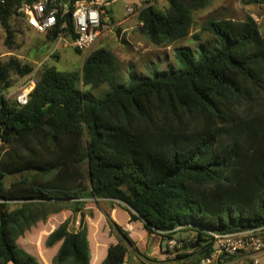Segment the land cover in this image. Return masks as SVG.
Returning a JSON list of instances; mask_svg holds the SVG:
<instances>
[{
  "label": "trees",
  "instance_id": "1",
  "mask_svg": "<svg viewBox=\"0 0 264 264\" xmlns=\"http://www.w3.org/2000/svg\"><path fill=\"white\" fill-rule=\"evenodd\" d=\"M26 1L32 0H0L9 49L17 48L16 22L23 21L19 8ZM144 1L138 20L152 43L171 45L188 36L199 43L196 50L176 48L182 68L155 69L126 83L118 57L96 49L81 71L45 64L22 106L5 91L15 75L30 76L35 68L16 55L0 57V264H42L18 239L62 209L76 219L88 200L118 202L163 241L194 231L196 247L170 259L181 264H200L209 255L208 230L264 225V36L258 22L209 18L192 32L194 12L208 0H168L166 9ZM67 22L72 27L70 13ZM47 35L57 40L56 33ZM103 85L104 94L93 92ZM8 174L20 177L7 186ZM106 214L118 242L102 264H125L129 247L140 251ZM59 242L53 264L90 263L84 216L78 227L71 219L61 223L46 245Z\"/></svg>",
  "mask_w": 264,
  "mask_h": 264
},
{
  "label": "rangeland",
  "instance_id": "2",
  "mask_svg": "<svg viewBox=\"0 0 264 264\" xmlns=\"http://www.w3.org/2000/svg\"><path fill=\"white\" fill-rule=\"evenodd\" d=\"M153 4L158 8L166 9L168 7V0H153ZM146 5L147 3L144 0H113L104 5L102 8L104 13L103 19L110 26V30L99 38L89 52L85 53H79L72 46L59 44L47 34L39 33L33 28H29L23 21L16 22V19L15 22L18 24L16 33L17 48L9 49L5 46V30L0 26V57L7 59L10 55H16L23 61L31 63L35 68V71L31 74L35 81L39 78L40 71L45 64L54 66L61 71H81L87 56L94 50L102 48L112 51L118 57V72L122 82L129 83L136 78L152 76L155 69L182 68V65L175 56L176 48L190 47L196 50L199 43L192 36L176 41L171 45L157 46L152 43L142 31L138 20L139 11ZM130 7L134 9L133 12L129 11ZM131 14L132 25L126 26L128 27L127 30H125L126 23L114 25V21H121ZM248 16L253 17L258 22L264 36V4L251 2V0H208L205 8L194 12L195 24L192 32L198 31L209 18L244 20ZM209 36V33H203V39H207ZM13 78V84L5 91L10 102L14 101L18 88L27 81L28 76L15 75ZM107 89L108 87L103 85L94 89L93 92L97 95H102ZM161 116L162 114H159L158 118ZM19 177L20 175H6L5 182L7 186ZM96 204L94 200H90L86 206H98L101 209L108 208V202L104 200ZM15 206L16 204H12V208ZM91 211V209H85L78 216L85 217L86 214H93ZM173 236L180 240L189 241L184 247V252L189 253V248L192 247L191 243L195 241L196 233L190 230H183L177 231ZM167 240L163 241L158 236L152 234L149 243L150 252L154 255V252L157 251L159 256L166 254L168 260L164 261L165 264L183 263L182 261L170 260L175 256H171L169 251L166 250ZM160 245L163 249L162 251L165 252L161 251ZM179 252L180 250L177 251V253ZM144 261L148 264H161V262L159 263L156 260L148 258H144ZM146 263L142 262V264Z\"/></svg>",
  "mask_w": 264,
  "mask_h": 264
},
{
  "label": "built area",
  "instance_id": "3",
  "mask_svg": "<svg viewBox=\"0 0 264 264\" xmlns=\"http://www.w3.org/2000/svg\"><path fill=\"white\" fill-rule=\"evenodd\" d=\"M108 2L76 0L70 9L69 5L58 0H32L24 2L19 12L29 28L39 33H56L59 44L72 46L85 53L110 30V26L103 21L102 11ZM129 11L133 12L134 9L130 7ZM69 13L72 27L67 22ZM35 86L33 76H28L27 81L18 88L15 100L22 106L26 105ZM207 233L213 249L201 259L200 264H264V225L233 232L208 230ZM188 242L175 237L168 238L166 250L171 256H176L177 251L184 249Z\"/></svg>",
  "mask_w": 264,
  "mask_h": 264
},
{
  "label": "crops",
  "instance_id": "4",
  "mask_svg": "<svg viewBox=\"0 0 264 264\" xmlns=\"http://www.w3.org/2000/svg\"><path fill=\"white\" fill-rule=\"evenodd\" d=\"M131 17L132 14L121 21L115 22L114 25L126 23L125 30H127L128 27L126 26L132 25ZM89 201L90 200H88V202ZM104 201L108 202V208L106 207L101 209L98 206L94 207L91 205H87L85 207V209H91V212L93 213L86 214L84 217L87 223L88 239L90 242L91 258L89 264H102L108 255L109 247L112 244L118 242L117 233H111L109 217L106 213L110 215V218L114 223L121 226L128 233L129 237L135 242V246L140 251V254H138L134 251L133 247H129L125 264H142V262L146 263L144 258L156 260L157 262L168 260L166 254L159 256L157 251L154 252V255L150 252L149 243L151 241L152 235H149L148 231L144 227L143 222L139 220H131L130 213L118 202L110 203L107 200ZM111 204L113 205L112 207ZM67 219H71L72 224L77 226L80 224L82 216L77 215L75 219V214L71 209H62L58 212L52 213L46 221H39L36 225L32 226L28 231H26V233L18 239L19 245L35 255L42 264H53V258L57 254L61 246V242L55 244L52 247H48L46 245V240L50 233ZM159 247L162 251L163 249L161 248V245Z\"/></svg>",
  "mask_w": 264,
  "mask_h": 264
},
{
  "label": "water",
  "instance_id": "5",
  "mask_svg": "<svg viewBox=\"0 0 264 264\" xmlns=\"http://www.w3.org/2000/svg\"><path fill=\"white\" fill-rule=\"evenodd\" d=\"M64 4L69 5L71 3V0H62ZM75 240H76V235L75 234H71L70 236V241H71V245L74 246L75 245ZM196 245H193L192 248H195Z\"/></svg>",
  "mask_w": 264,
  "mask_h": 264
},
{
  "label": "bare ground",
  "instance_id": "6",
  "mask_svg": "<svg viewBox=\"0 0 264 264\" xmlns=\"http://www.w3.org/2000/svg\"><path fill=\"white\" fill-rule=\"evenodd\" d=\"M10 264H15V263L11 262Z\"/></svg>",
  "mask_w": 264,
  "mask_h": 264
}]
</instances>
